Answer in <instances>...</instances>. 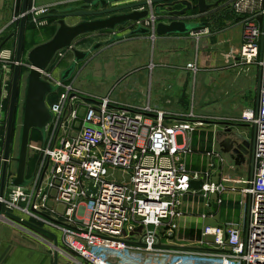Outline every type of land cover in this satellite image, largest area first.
<instances>
[{"label": "built area", "instance_id": "obj_1", "mask_svg": "<svg viewBox=\"0 0 264 264\" xmlns=\"http://www.w3.org/2000/svg\"><path fill=\"white\" fill-rule=\"evenodd\" d=\"M148 2L138 9H148L149 16L134 27L141 23L155 29L167 20ZM230 5L246 14L235 57L259 67L261 79L258 110L246 107L225 118L256 128L254 174L243 188L250 197L246 228L234 221L209 224L198 249L159 247L158 228L174 217L191 190L183 157L191 152L190 132L203 120H195L190 111L166 124V112L150 105L121 103L112 95L87 94L84 99L71 80L62 82L48 69L44 78L60 90L49 105L53 120L45 144L33 146L38 157L29 185L11 186L0 196L2 222L52 225L63 232L68 250L87 264H264V23L257 21L259 15L264 18V0H231ZM50 6L34 4L26 15L32 12L38 19L51 12ZM0 62L5 70L11 67L12 61L1 55ZM187 68L199 69L192 62ZM109 167L130 172L129 180L111 178ZM222 187L203 188L213 192ZM134 237L137 242L130 241Z\"/></svg>", "mask_w": 264, "mask_h": 264}, {"label": "crops", "instance_id": "obj_2", "mask_svg": "<svg viewBox=\"0 0 264 264\" xmlns=\"http://www.w3.org/2000/svg\"><path fill=\"white\" fill-rule=\"evenodd\" d=\"M63 1L77 0H59L60 3ZM84 1L88 3L93 0ZM136 1L140 0H129ZM214 1L217 0H208L209 3ZM226 1L230 3L231 0ZM44 3L57 2L29 0L27 10L34 4ZM225 3L222 1L216 8L196 18L195 21L207 22L206 27L184 35L152 37L149 52L138 54L132 61L119 59L112 64L113 59H105L107 55L103 54L108 47L121 45L115 42L103 46L86 62L79 64L77 72L70 79L75 88L83 93L99 97L112 95L121 103L137 107L150 105L157 111H164L166 124L175 122L181 118L180 114L190 111L196 113L195 120H203L190 132L191 152L183 160L192 179L203 180L204 185L223 187L213 192L191 188L183 195L174 217L158 228L159 247L198 249L203 228L209 224L234 221L247 227L250 197L243 192V188L254 174L256 128L243 123L245 128L240 129L236 124L240 122L225 118L238 116L246 107L258 110L260 68L241 63L235 57L243 40V19L246 14L227 10L229 7H224ZM22 6L23 0H0V55L12 61L11 67L6 70L0 62V69L4 70L1 115L6 102H10V83L12 85L16 61V54H13L17 51ZM259 18L257 21L261 20L260 24L263 25L264 18ZM54 20L57 24V20ZM126 39L149 43L151 36L121 40ZM26 42L33 46L42 43L32 36L28 23L24 38ZM190 62L196 63L198 71L187 68ZM84 76H87V82ZM1 125L0 119V128ZM227 126L243 134L250 142L249 153L244 160L240 157V162L224 152L220 145L222 132ZM2 169L3 166L0 168V183ZM30 173V170L26 172L27 178L32 176ZM11 186L8 182L6 193ZM231 200L235 203L237 215H223V208ZM32 222H1L0 264H87L68 250L60 229ZM130 241L137 242L138 239L134 237Z\"/></svg>", "mask_w": 264, "mask_h": 264}, {"label": "water", "instance_id": "obj_3", "mask_svg": "<svg viewBox=\"0 0 264 264\" xmlns=\"http://www.w3.org/2000/svg\"><path fill=\"white\" fill-rule=\"evenodd\" d=\"M222 1L224 0H217L210 3L208 0H151V4L155 6V12L159 15L166 16L165 18L167 19L165 21H159L155 29L144 26L141 23H139L137 27H134V23L149 16L148 9H138L139 7L149 5L150 3L148 0L136 2H129V0H93L92 2L83 3L76 7H67L62 10L53 9L50 14L40 18H55L58 28L50 40L36 45L29 51L27 57L29 70L25 78H23L22 58L25 31L28 23L26 13L29 3V0H23L16 63L13 70L7 117L4 153L2 155L3 169L0 196L4 197L8 182H10L12 186H27L31 182V179L26 177L31 134L33 130H36L41 133L44 140L46 139L47 126L53 120V113L48 106L47 99L50 94L59 89L58 85H54L45 79L43 74L61 50L70 48L74 53V59L70 65L60 73V80L66 82L77 72L79 64L86 62L93 53L98 51L101 47L110 45L117 40L133 36L156 37L157 35H184L206 27L208 23L205 21L198 22L195 20L179 19L177 17L185 16L186 14H196V12L206 13L216 8ZM120 2L122 4H120ZM111 4L120 5L109 7ZM175 6H178V9H176ZM69 17H81L82 19L77 23L69 24L67 22V18ZM123 26H128L129 33L121 36L118 34V28ZM103 31H110L112 37L107 40L96 42L88 50H81L75 47L74 43L78 38ZM22 78L25 79L23 85L21 84ZM3 80L4 70L0 69V101L3 90ZM21 92L23 96L20 102ZM18 111H20L18 153L16 156H11ZM222 135L223 140H221L220 145L223 151L229 153L237 162H240V157L244 160L250 148V142L246 137L240 132L233 130L231 126H227L222 132ZM10 160L15 162V175L9 180L8 165ZM190 187L201 189L204 187V181L192 179L190 181ZM90 192H95L92 186ZM2 214L3 203L0 201V225L2 222Z\"/></svg>", "mask_w": 264, "mask_h": 264}, {"label": "rangeland", "instance_id": "obj_4", "mask_svg": "<svg viewBox=\"0 0 264 264\" xmlns=\"http://www.w3.org/2000/svg\"><path fill=\"white\" fill-rule=\"evenodd\" d=\"M55 1L57 3H44V4H36V5H51L50 8L52 9L51 10V12H52L53 9H58V10L61 9L62 10V9L67 8V7H76V6L82 5L85 2L84 0H77V1H72V2H68V3H66L65 1L60 3L59 0H55ZM224 2H226L225 3L226 5L224 7H229L227 10L236 11L233 6L229 5L231 3V1H230V3H228L226 0H224ZM120 4H122V3H120ZM120 4H111L109 7H113L115 5H120ZM51 12H49L48 14H50ZM43 16H45V15H43ZM259 16H260L259 19H262L263 15H259ZM34 17L35 16L32 12H30L28 14V17H27L28 18V29H29V31H31L32 36H34L37 39V42L43 43V42L50 40L54 36L55 30L58 26L55 23L54 18H40L39 17L38 19H35ZM81 19H82L81 17H69V18H67V22L69 24L77 23ZM258 22L260 23L261 20H258ZM127 28H128V26L127 27L123 26V27L118 28V34L123 36V35H126L127 33H129V28L128 29ZM111 37H112V33L110 31L98 32V33L89 34V35H85V36L78 38L75 41L74 45L78 49H81V48L90 49L96 42L107 40V39H110ZM115 42L121 46H117V48L108 47L107 51L104 52V54H103V55H107V57L105 59H110V58L113 59L111 61L112 64L114 61L119 60V59H122V60L125 59L127 61H129V60L132 61L138 54L139 55L147 54L150 50V45L152 44V37H151V41L149 43L148 42L147 43L146 42H134L133 39L117 40ZM115 42H114V44H115ZM35 46H33L32 44L30 45L28 42L24 43L23 58H22V63H23V65H22V76H23V78H25L26 73L29 70V62H28V58H27L28 53ZM102 48H104V47H101L100 49H102ZM15 54H16V51L14 52L13 56ZM73 59H74V53H73L72 49H70V48L64 49V50H62V52L60 54H58L56 56V58L53 60V62L49 66L48 70L53 75L55 74L56 77H60L61 71L65 68H67ZM107 70H108V68H107ZM12 77H13V75H12ZM84 77H85L84 78L85 82H87V80H88L87 76H84ZM23 78L21 79L22 85H23L24 80H25ZM80 82H82V80H80ZM10 86H11V83H10ZM59 91L60 90L58 89V91H56V92H54L48 96V99H47L48 106L51 104V102L53 100H55L56 97H54V96H58ZM87 94L88 93H83V96H85V97H83L84 99L87 98L86 97ZM22 96H23V93L21 92L20 99H19L20 102H21ZM6 103L7 104L5 105L3 115L0 114V119L2 122V125L0 128V155H1V157H0V168L3 166L2 155L4 153L5 136H6V128H7V117H8V109H9V100ZM78 103L83 104L84 101L80 100ZM19 114H20V111H18V114L16 116V128H15V132H14V141L12 143V148H11V154H10L11 156H16L18 153V131L20 128ZM236 124L239 125L240 129L245 128V126H242L243 123H241V124L236 123ZM44 144H45V141H44L43 137L41 136V133L38 131H33L32 136H31V141H30V147H29L28 162H27V173H29V170H30V172H31L30 174L32 175L34 170H35V167H36V161H37L38 155L35 153L33 146L34 145H44ZM8 174L10 175V177L15 175V162H13L12 160L9 162ZM109 176L113 179L118 180V181H128L130 178V172L124 171L123 169H119V168L109 167ZM223 201H224V203L226 202L225 200H223ZM227 204H228V206H226L222 210L223 215H230V216L237 215L238 212H237V208L235 207L234 201L231 200L230 204L229 203H227ZM3 210H4V207H3ZM32 221H33L32 222L33 224L38 223V222H35L34 220H32Z\"/></svg>", "mask_w": 264, "mask_h": 264}, {"label": "flooded vegetation", "instance_id": "obj_5", "mask_svg": "<svg viewBox=\"0 0 264 264\" xmlns=\"http://www.w3.org/2000/svg\"><path fill=\"white\" fill-rule=\"evenodd\" d=\"M175 8L178 9V6H175ZM33 131H36V130H33ZM33 131H32V132H33ZM31 136H32V134H31ZM0 157H1V155H0ZM10 161H11V160H10ZM8 167H9V165H8Z\"/></svg>", "mask_w": 264, "mask_h": 264}, {"label": "trees", "instance_id": "obj_6", "mask_svg": "<svg viewBox=\"0 0 264 264\" xmlns=\"http://www.w3.org/2000/svg\"><path fill=\"white\" fill-rule=\"evenodd\" d=\"M28 17V16H27ZM27 20H28V18H27ZM56 99V98H55ZM42 136V135H41Z\"/></svg>", "mask_w": 264, "mask_h": 264}]
</instances>
